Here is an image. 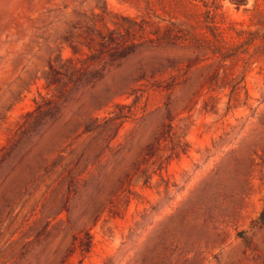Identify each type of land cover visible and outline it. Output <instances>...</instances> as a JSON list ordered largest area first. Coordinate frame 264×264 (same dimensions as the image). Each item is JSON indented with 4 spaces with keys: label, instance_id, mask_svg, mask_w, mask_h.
Segmentation results:
<instances>
[{
    "label": "rangeland",
    "instance_id": "1",
    "mask_svg": "<svg viewBox=\"0 0 264 264\" xmlns=\"http://www.w3.org/2000/svg\"><path fill=\"white\" fill-rule=\"evenodd\" d=\"M148 1L158 14L170 2L0 0V264H264L263 60L248 67L247 105L241 95L227 108L226 89L210 111L189 85L135 80L150 51L93 82L47 84L92 17L112 26V13L144 14ZM197 3L221 27L264 32V0ZM117 102L131 114L106 148L83 128ZM167 108L176 134L148 152Z\"/></svg>",
    "mask_w": 264,
    "mask_h": 264
},
{
    "label": "trees",
    "instance_id": "2",
    "mask_svg": "<svg viewBox=\"0 0 264 264\" xmlns=\"http://www.w3.org/2000/svg\"><path fill=\"white\" fill-rule=\"evenodd\" d=\"M197 1L170 0L167 5H162L163 14L156 13V3L148 1L144 14L112 13V26H108L103 17H92L81 45L69 43L72 55L66 58L59 56L56 65L49 63L45 76L47 84H59L62 77L93 82L122 61L142 51H150L154 54L153 59L146 63L139 61L135 80L150 76L153 79L151 88L167 93L178 85H189L194 89L191 94H205L203 109L206 111L216 110L220 98L218 94L226 89L227 108L231 107L232 101L238 102L241 95L242 104L247 105L250 95L245 76L252 62L264 61V32L237 28L232 22L221 27L213 21L209 9L203 13L198 12ZM105 12L103 9V13ZM98 22H101V27ZM84 47L87 52L83 51ZM145 67L150 68L149 75ZM164 74L169 76L162 78ZM126 106L128 105L115 103V110L111 115L103 118L102 122L93 119L91 123L84 124L83 131H96L107 141L106 148H109L123 123L130 117L131 111H123ZM166 112L154 140L146 145L148 152L153 150L154 143L161 138L176 134L172 123L174 116L169 108ZM71 170L69 168L67 172L70 174ZM70 177L71 183L74 176ZM122 184L123 177H119L118 190ZM69 218L67 216L68 220ZM259 219L264 223L263 212ZM85 233L89 236L87 231ZM90 247L89 242L83 248L89 251Z\"/></svg>",
    "mask_w": 264,
    "mask_h": 264
}]
</instances>
